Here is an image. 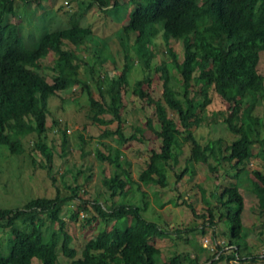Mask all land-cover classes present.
<instances>
[{"label":"trees","instance_id":"obj_1","mask_svg":"<svg viewBox=\"0 0 264 264\" xmlns=\"http://www.w3.org/2000/svg\"><path fill=\"white\" fill-rule=\"evenodd\" d=\"M41 1L36 0L40 6ZM90 1L91 8L95 6L102 12L114 6L112 15L117 21L124 18L125 33H137L133 47L123 44L124 65L119 74L101 76L98 73L112 60L109 42L97 40L91 28L81 26L69 13L65 16L67 27L56 28L54 24L47 29L45 25L43 34L36 32L35 46L30 47L24 27L12 20L18 18L16 2L29 4L33 0H0V148L20 158L28 152L26 143L35 139L28 157L33 167L46 170L51 177L57 150L48 144V118L53 119L52 128L59 127L61 124L52 111L54 103L64 102L61 93L70 87L82 85L88 95L90 120L106 126L108 122L103 117L110 115L112 121L119 123L116 131L104 133L118 136L119 148L114 158L102 153L99 158L116 169L112 178L104 180L111 198L126 195L132 182L126 168L130 163L122 162V148L132 141L148 139L140 127L137 133L141 137L133 134L127 138L124 134V93L130 87L129 75L137 61L148 74L136 82L132 93L154 107L159 129L152 119L147 127L161 140V151H152L140 183L146 187H166L168 168L172 161L178 163L180 153L175 149L181 142L190 144L191 149L187 167L178 175V180L192 172L191 164L207 165L216 173L220 167L229 165L227 175H230L229 169H234L238 180L248 178L249 173L242 167L253 157L251 149L255 144L264 149V119L255 115L260 101H264V76L258 70L264 53V0H142L141 3L133 0L124 6L119 0ZM129 5L135 8L129 9ZM172 40L182 44L183 60L171 48ZM51 54L55 56L51 68L53 83L42 75L43 60ZM159 56L162 62L152 77L154 61ZM169 64L177 76L172 75ZM156 80L163 81L162 99L153 97ZM93 86L100 99L94 97ZM218 99L229 103L232 112H211L210 107ZM169 110L178 114L179 123L169 117ZM239 111L244 116L240 125L235 121ZM220 124L237 137L226 149L222 139L202 145L193 132L194 127ZM59 132L61 151L66 154L69 136L66 129L60 128ZM80 138L84 140L83 136ZM33 153H40L43 160L37 162ZM253 175L249 179L251 188L258 195H264V173L255 171ZM219 179L216 176L218 183ZM72 190L77 198L79 189ZM214 194L221 206L220 221L231 225L230 245L236 247V254H221L224 246H219L220 251L209 257L208 262L256 264L257 256L240 252L245 207L240 185L218 188ZM142 197L141 205L121 204L111 209L100 202L93 203L98 215L88 219V223L101 218L105 222L113 221V225L99 230L80 256L72 246L74 238L66 231V222L60 217L62 206L71 198L58 194L55 198L31 199L22 208L0 207V264H35V260L39 264H58L57 250L61 243L63 255L72 264H160L162 252L153 241L170 235L147 220V193ZM210 217H214L211 210ZM177 233L178 240L190 243L183 232ZM190 233L203 235L205 231L196 227L187 230L186 235ZM201 261V255L192 259L189 254H177L170 264H201Z\"/></svg>","mask_w":264,"mask_h":264},{"label":"rangeland","instance_id":"obj_2","mask_svg":"<svg viewBox=\"0 0 264 264\" xmlns=\"http://www.w3.org/2000/svg\"><path fill=\"white\" fill-rule=\"evenodd\" d=\"M133 0H119L121 5H127ZM141 3L142 0H134ZM39 2V1H38ZM33 0L26 4L16 2L14 8L18 18L12 20L14 24H20L25 29L27 43L30 47L35 46L34 39L36 32L42 33L43 27L56 28L67 27L65 20L69 13L75 21H79L81 26L89 27L94 32L97 40L107 39L112 60L105 63L102 70L98 73L103 76L105 73L113 76L120 73L124 65L123 44L133 47L137 33L130 31L125 33L123 23L124 18L117 21L112 11L114 6L102 12L99 8L93 6L90 0H42L40 3ZM85 4V5H84ZM90 6V9H89ZM134 5H129V9H134ZM125 9H123V12ZM58 15V16H57ZM57 16V17H56ZM123 16V13H122ZM130 16L128 22L130 21ZM63 17L64 19L60 18ZM120 19V18H119ZM49 29V30H50ZM129 37V40L126 38ZM38 40V38H37ZM165 40V39H164ZM98 48V47H96ZM171 48L175 50L181 60L184 58V49L180 42L171 41ZM96 54L100 53L97 49ZM102 54V53H101ZM135 57V53L132 51ZM55 56L51 54L43 60L42 75L50 83H53L51 70ZM136 59V57H135ZM168 60V58H164ZM162 62V57H157L154 61L151 76H155V68ZM172 65L169 69L172 75L177 74L173 71ZM259 72L264 76V53L261 54L259 63ZM148 72L136 61L132 66L129 75L130 87L124 93L125 104V130L124 134L130 138L137 133V128L145 130L148 139L146 141H132L126 144L122 151L124 157L123 164L126 165L130 173L131 184L127 188V194L111 198V193L106 188L104 180L112 178L115 175V167L110 162H103L99 158L102 153L107 157L114 158L116 148H119L118 136H105L106 131H116L119 127L117 121H112L110 115L103 118L108 122L106 126L93 123L88 117L91 114L88 108V95L82 85L72 86L61 93L64 102L54 103L52 111L59 120L60 126L52 128L53 119L48 118L49 139L48 144L55 146L57 154L52 164V176L48 175L46 170L40 167L32 166L28 153L32 148L35 139L27 142V154L20 158L12 157L7 150L0 148V207L4 209L22 208L29 200L39 197L55 198L58 194L63 198L72 200L62 206L60 217L66 222V231L73 236V248L79 256L83 248L92 240L94 235L105 227L112 226L113 221L105 222L101 218L97 222L88 223V219L97 216L93 203L100 202L106 209H111L116 205L132 204L141 205L143 202V193H147L149 203L148 211L145 217L148 221L154 222L158 227L170 236L165 238H156L153 244L161 252V263L170 264L171 260L177 254H189L192 259L202 256L201 264H211L209 257L217 254L219 246H224L221 254L232 256L236 254V247L230 245L233 241L231 236V225L221 222V210L218 196V188L230 186L238 183L240 192L244 198L243 248L240 251L242 255L252 253L257 256L256 264H264V195H258L251 187L249 179L254 178L253 172L260 171L264 173V149L255 144L251 149L252 158L242 169L249 173L248 178L237 179L234 175L237 173L234 169H229L224 165L219 171L214 172L209 166L204 164L189 165L191 173H188L182 180H178L180 175L187 167V160L190 157V144L182 143L175 152L180 153L177 164L173 161L168 168L167 186L151 185L146 187L140 183L141 174L148 168L152 151H161V140L148 129L149 119L154 121L156 129H159L157 118L153 114L154 107L134 96L132 87L137 81L146 77ZM180 78V76H178ZM155 91L153 97L162 99L163 81H155ZM95 98L100 99L96 86L92 87ZM135 108V110H134ZM229 111L230 105L221 99H218L210 107L211 112ZM169 117L179 123L178 114L171 110ZM255 115L264 119V101H260ZM243 112L239 111L236 117L238 125L243 123ZM67 130L69 136V149L66 154H62L61 143L62 136L59 129ZM196 138L202 145L222 139L224 149L237 139L226 128L225 125H216L211 127L193 128ZM83 136L84 140L80 138ZM33 158L37 162L43 160L40 153H33ZM213 162V161H212ZM213 164H216L213 162ZM219 176V183L215 180ZM54 179V180H53ZM78 188V197L75 198L72 189ZM221 193V190L219 191ZM217 197V198H216ZM192 206L191 207H189ZM210 210L213 212V218L210 217ZM201 228L205 234L186 235L187 230L192 228ZM183 232L184 238H188L190 243L185 244L178 240V233ZM2 233H0L1 236ZM215 236L217 240L215 241ZM57 253L59 255L58 264H72V260L63 255L62 243ZM35 264H39L37 260ZM217 264H236L234 261L224 260Z\"/></svg>","mask_w":264,"mask_h":264}]
</instances>
